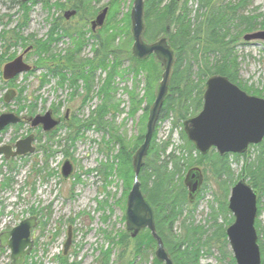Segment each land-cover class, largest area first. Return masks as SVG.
Returning a JSON list of instances; mask_svg holds the SVG:
<instances>
[{
	"label": "trees",
	"instance_id": "16d2710c",
	"mask_svg": "<svg viewBox=\"0 0 264 264\" xmlns=\"http://www.w3.org/2000/svg\"><path fill=\"white\" fill-rule=\"evenodd\" d=\"M37 1L31 0L30 4L32 5ZM51 1L39 0L43 7L55 6L58 9H64L66 6L65 3L60 1L54 0V3ZM97 1L71 0L69 10L76 11L74 17L79 16L85 19L88 16L91 17V21L95 17L94 13L98 10L93 8L92 2ZM190 1L196 3L194 9L189 8L188 2ZM10 2L16 3L19 8L23 9L24 13L29 12V2L26 3L21 0H10ZM120 2L121 0H109L103 6L107 7L108 10L104 24L98 28V34L90 31L92 29L88 30L87 34L89 33V37L95 43L92 48L94 55L85 61L86 63L76 62V57L87 40L85 32L82 29H77V27L67 26V28L61 26L58 23L60 17L53 21L49 30V37L44 41L38 40L35 35L23 37L20 33L15 32V28L13 29V36L2 35L1 40L3 39V41L1 44L5 47H13V44L19 42L24 46L25 41L28 39L32 43L33 50L31 53L37 55L36 61L45 70L43 78L40 79V84L44 86L48 82L47 77L52 75L59 78L60 85L68 84L71 88H74V91L78 86L76 83L82 80L85 83L81 99L82 104L92 97L93 86L91 80L95 71L106 68L107 63H111L107 71L108 76L103 79L102 84L95 92L101 98V104L92 113L96 115L99 125L114 132L113 136L116 137L110 136L108 143L116 142L119 148L113 156L112 162H115V160L118 162V165L115 166L118 169L117 174L125 182L128 181L129 186L132 185L134 180L132 155L138 148V143L142 141L143 135L138 134L136 140L138 143L136 142L135 146L128 147L123 137L117 135L116 128L111 127L104 120L106 114L111 112L112 108L120 110V100L113 101L116 87L113 86L112 79H114V76L122 78L123 74L131 75L134 81L133 87L130 90H125L128 93L130 103L128 114L132 116L135 111L142 109L145 118L154 99L155 92L152 89H155L160 81L162 69L160 63L152 55L137 59L131 54L130 47L133 38H131L129 28V12L117 18V15L121 12ZM250 2L251 0H144L145 28L142 32V38L148 43H153L165 37L169 47L174 52L175 58L173 71L169 79V94L166 96L160 110L159 120H170V123H172L170 133L173 129L179 128L178 133L182 144L177 148L179 151L178 156L175 155L173 149L169 151L167 156L162 157L171 145L170 138L155 143L157 134L154 132L137 178L145 199L153 209L155 231L163 241L164 249L173 264H201V258L211 255L212 249L218 250L219 260H226L228 264H236L229 249L228 238H226V226L233 221V216L227 208L229 191L238 179L246 180L258 194L257 215L259 216L258 202L261 197H264V138L260 143L248 146V148L257 147L259 152L254 160H245L240 172L235 176L231 168L230 158H232V161L238 162L239 157L247 155L246 152L244 154L227 153L221 156L212 147L206 154H202L195 149L193 143L187 140L186 134L183 132V121L188 117L197 115L201 109L205 81L210 75L220 74L228 77L246 93L261 98L264 97V85L262 87L248 86L239 76L240 66L239 56L236 53L237 45L241 42L244 34L260 29L264 30V13L245 14L244 11ZM82 14H85L86 17H82ZM59 31L63 32L62 36L69 35L74 42L73 47H75V49H71L72 51L67 50V53L62 56L51 54V51H49L51 43L61 38ZM46 53L51 56H45ZM3 58L4 55L0 53V64ZM125 61H128L127 66L124 65ZM141 75H144V94L142 96L137 88L138 79ZM90 76L91 78H89ZM12 82V80H9L3 84L11 86ZM73 91L70 93L71 95ZM21 100L18 97L17 101L20 102ZM144 103L145 106L142 107ZM0 104H3L2 97H0ZM28 108L29 113L35 111L32 106ZM19 109L21 110V108ZM87 123V120L78 121L74 117L67 127H70V130L78 135L82 127L89 128L92 124ZM19 125H22V122L17 123L16 126ZM50 134H53V132H50ZM50 134L46 135L49 137ZM2 160L4 159L2 158ZM112 164H106L111 171L114 168ZM193 166L201 169L204 181L195 199L190 202L183 179L186 171ZM207 172L211 174V179L217 187L216 193L213 192L212 194L216 207L209 204V215L212 220L209 229L196 225L191 220L192 214L197 208L196 205L202 198L201 192L206 186V180L210 179V176L205 178ZM9 180L11 178H4L0 183L1 186L9 185ZM129 188L127 192L130 191ZM185 208L187 213L183 215ZM33 212L34 209H31L29 213L32 214ZM219 218L222 219L221 222H218ZM178 221L180 222L175 231L174 225ZM254 226L258 237L257 244L260 247L261 264H263L264 247L259 236L262 230L257 219ZM130 236L127 232L121 231L118 237L116 236L117 238L106 237L110 240V248L100 249L102 264H132L134 258H143L149 253L154 255L153 251L157 242L150 231L142 228L136 236ZM130 243L128 258H124V252ZM113 245L120 246L121 250L117 253V260L110 261L111 246ZM4 251H6L5 248H0V254ZM56 257L59 264H74L69 262L68 255L65 256L61 253ZM26 259L28 260L27 257ZM151 263L163 264L155 256L152 257Z\"/></svg>",
	"mask_w": 264,
	"mask_h": 264
},
{
	"label": "rangeland",
	"instance_id": "374dc122",
	"mask_svg": "<svg viewBox=\"0 0 264 264\" xmlns=\"http://www.w3.org/2000/svg\"><path fill=\"white\" fill-rule=\"evenodd\" d=\"M30 1L28 3L29 12L26 14L16 3L13 4L10 0H0V53L4 55L0 64V97L4 95L7 89L16 91L15 98L11 102L0 104V114L12 112L27 120L22 122V125L10 124L0 131V145H13L18 139L33 133L35 150L27 156H18L8 160H2L3 157L0 155V183L4 178H11L8 181L9 185L1 186L0 184V231L5 230L3 227L8 229L21 219L34 215L37 218V226L32 229L33 249L26 256L28 260L26 259L24 264H59L56 256L62 253L68 228L72 235L70 246L66 252V255L69 256V262L74 264H102L100 249L110 248V240L106 237H118L121 231L130 235L132 233L127 230L124 217L126 199L129 193L127 189L131 188L132 185L128 186V181L125 182L117 174L118 169L115 166L118 165V162L116 160L112 162L113 156L119 148L118 144L113 142L114 139L111 140L113 143H108L110 136L113 138L116 136H113L114 132L110 129L99 125L96 115L92 113L101 104V98L95 92L102 84L103 79L108 76L107 71L111 63L108 62L106 68H101L93 74L91 80L92 97L84 104H82L81 99L85 83L82 80L76 83L78 86L74 91V88L68 84L60 85L59 78L52 75L47 77L48 82L44 86L41 85L40 79L43 78L45 70L36 61L37 55L31 53L33 50L32 43L27 39L24 46L18 42L13 44V47H5L1 44L2 35L13 36V29L16 28L15 32L20 33L23 37L35 35L38 40L44 41L49 37L51 24L56 21L57 17H60L58 23L61 26L77 27V29H82L85 32L87 40L76 57L78 63H86L85 61L94 55L92 48L95 41L92 42L89 33L87 34L90 30L89 21L91 17L82 14V17H86L85 19L79 16H70L64 19L63 13L70 9L71 0H56L66 4L64 9H58L55 6L43 7L39 0L31 5ZM108 1L92 2L93 8L98 9L94 15H97ZM51 2L54 3V0ZM132 2L133 0H121L119 5L121 12L117 18L124 13H130ZM188 3L190 9L196 7L195 2L190 1ZM244 12L245 14L264 13V0H251ZM98 28L95 31H90L98 34ZM59 34L61 38L51 43L49 51L51 54L62 56L67 53V50L75 49V47H73L74 42L69 35L62 36V31H59ZM27 48L29 50L24 53L23 61L32 66L33 69L17 75L12 80L11 86L3 84L5 82L1 77L3 64L13 60ZM236 53L239 56V76H241L242 81L248 86L262 87L264 85V41L249 40L246 42L241 39L236 47ZM47 55L48 53L45 56ZM156 61L158 60L156 59ZM127 64L128 61H125L124 65L127 66ZM160 68L162 69L161 64ZM141 76L138 79L137 88L142 96L144 94V75ZM112 80L113 86L116 87L113 101L120 100V110L112 108L104 120L111 127L116 128L117 135L123 137L128 147H132L138 143L136 141L138 134L143 135L142 141L144 139L148 114L144 118L142 109L135 111L132 116L128 114L130 103L128 93L125 90H130L134 82L130 74H123L122 78L114 76ZM158 84L159 82L155 89H152L155 92L154 97ZM72 91L73 94L71 95ZM18 97L22 99L20 102L17 101ZM30 106L35 109L33 113H29L28 107ZM144 106L145 103L142 107ZM48 110L52 117L59 120V123L50 130L53 134L43 131L39 125L31 128L28 118L44 114ZM74 117L78 121L87 120L88 123L92 124L89 128L82 127L78 135H75L70 127H67ZM159 119L160 117H158L152 133L153 136L154 132L157 134L155 143L170 138L171 144L162 157L167 156L169 151L173 149L175 155L178 156L177 148L182 144L178 133L179 128L173 129L170 133L172 124L170 120ZM46 134H50V136L48 137ZM142 141L138 144L140 145ZM246 151L247 155L239 157L238 162L232 161L230 158L231 168L235 176L240 172L244 161L254 160L259 152L257 147H250ZM65 159L70 161L73 170L67 178H63L60 171ZM111 163L114 167H112V171L106 166V164L110 165ZM205 175V178L210 176V179L206 180V186L201 192L202 198L198 201L191 220L194 224L209 229L212 223L209 215V204L216 205V202H213L212 194L213 192L216 193L217 187L211 179V174L207 172ZM258 204L260 212L257 220L262 230L259 236L264 247V197L260 198ZM31 209H34L32 214L29 213ZM186 213L185 208L183 215ZM221 221L222 219L219 218L218 222ZM179 222L174 225V230ZM130 246L131 243L124 252V258H128ZM111 249L110 261L117 260V253L121 250L120 246L113 245ZM218 255V250L212 249L211 255L201 258V264H228L226 260H219ZM153 256H155V252L154 255L149 253L143 258H134L132 264H152ZM8 257L9 250L6 248V251L0 254V264H8Z\"/></svg>",
	"mask_w": 264,
	"mask_h": 264
},
{
	"label": "water",
	"instance_id": "95a60500",
	"mask_svg": "<svg viewBox=\"0 0 264 264\" xmlns=\"http://www.w3.org/2000/svg\"><path fill=\"white\" fill-rule=\"evenodd\" d=\"M29 2L30 0H21ZM144 0H133L130 10V32L133 42L131 45L132 54L137 59H143L150 55L154 56L162 66L160 81L156 89L153 103L149 107L146 120L145 136L142 143L132 155V167L134 170L133 184L127 196L125 206L126 228L136 236L142 228L151 232L157 242L155 248L156 259L164 264H173L165 251L163 241L155 231L153 220V209L145 199L137 178L144 161V157L150 147V141L160 110L166 96L169 94L170 76L175 63L174 52L169 47L165 37L148 43L142 38L144 30ZM107 7H104L90 21V29L93 31L102 26L105 21ZM75 10H67L64 18L73 16ZM243 40H263L264 30L244 34ZM16 56L13 60L3 64L1 77L3 80L14 79L15 76L31 71L32 66L23 61L24 53ZM202 94V106L199 113L188 117L183 121V132L187 140L194 144L195 149L206 154L212 147L221 156L223 154H244L249 145L258 144L264 138V97L249 95L242 88L223 75L213 74L205 81ZM14 89H7L3 95V101L11 102L15 97ZM31 128L38 125L46 132L53 129L59 120L52 117L48 110L44 114H38L28 118ZM25 122L26 119L19 117L12 112L0 114V131L9 124ZM34 134L18 139L14 145H0V155L5 159L10 157L26 156L33 153ZM61 176L67 178L72 174V165L68 159L62 163L60 168ZM204 175L201 169L193 166L184 174L183 183L187 188L189 201L192 202L201 189ZM257 196L256 191L244 179H238L229 191L227 201L228 211L233 216V221L226 226V238L229 248L232 251L236 264H261L260 247L257 244L256 227L257 219ZM36 216L32 215L21 219L10 230L0 232V248L9 250V264H24L25 257L33 249L32 229L37 225ZM67 237L63 244L62 254L70 246L71 233L68 228Z\"/></svg>",
	"mask_w": 264,
	"mask_h": 264
},
{
	"label": "flooded vegetation",
	"instance_id": "af4514ba",
	"mask_svg": "<svg viewBox=\"0 0 264 264\" xmlns=\"http://www.w3.org/2000/svg\"><path fill=\"white\" fill-rule=\"evenodd\" d=\"M257 205V204H256Z\"/></svg>",
	"mask_w": 264,
	"mask_h": 264
}]
</instances>
